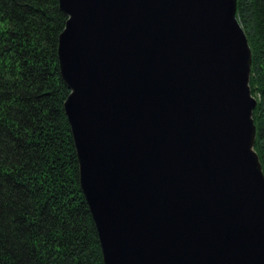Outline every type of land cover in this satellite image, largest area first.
<instances>
[{
    "label": "water",
    "instance_id": "water-1",
    "mask_svg": "<svg viewBox=\"0 0 264 264\" xmlns=\"http://www.w3.org/2000/svg\"><path fill=\"white\" fill-rule=\"evenodd\" d=\"M64 104L105 264H264L237 0H60Z\"/></svg>",
    "mask_w": 264,
    "mask_h": 264
},
{
    "label": "trees",
    "instance_id": "trees-1",
    "mask_svg": "<svg viewBox=\"0 0 264 264\" xmlns=\"http://www.w3.org/2000/svg\"><path fill=\"white\" fill-rule=\"evenodd\" d=\"M264 171V0H237ZM60 0H0V264H105L64 104Z\"/></svg>",
    "mask_w": 264,
    "mask_h": 264
}]
</instances>
